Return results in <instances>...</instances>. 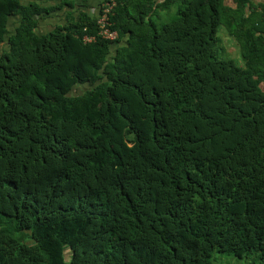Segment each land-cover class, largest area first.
<instances>
[{
    "label": "trees",
    "instance_id": "obj_1",
    "mask_svg": "<svg viewBox=\"0 0 264 264\" xmlns=\"http://www.w3.org/2000/svg\"><path fill=\"white\" fill-rule=\"evenodd\" d=\"M235 3L0 0V264H264V8Z\"/></svg>",
    "mask_w": 264,
    "mask_h": 264
},
{
    "label": "rangeland",
    "instance_id": "obj_2",
    "mask_svg": "<svg viewBox=\"0 0 264 264\" xmlns=\"http://www.w3.org/2000/svg\"><path fill=\"white\" fill-rule=\"evenodd\" d=\"M25 1V0H24ZM14 19V18H13ZM15 19L11 21L9 27L14 24ZM217 56L221 59H233L238 65L245 66V59H243V49L241 43L230 33L224 25H219L217 29ZM216 260L215 264H246L244 260H238L232 254L214 253Z\"/></svg>",
    "mask_w": 264,
    "mask_h": 264
},
{
    "label": "built area",
    "instance_id": "obj_3",
    "mask_svg": "<svg viewBox=\"0 0 264 264\" xmlns=\"http://www.w3.org/2000/svg\"><path fill=\"white\" fill-rule=\"evenodd\" d=\"M114 5V2L112 1L111 3L109 1L103 3V8L101 9L97 19H96V24H97V33L98 35L106 40H115L117 39V32L116 30L111 29V23L109 21V14L111 13V9ZM264 12V9H263ZM83 40L85 42H91L95 40L94 36L92 35H85L83 37Z\"/></svg>",
    "mask_w": 264,
    "mask_h": 264
},
{
    "label": "crops",
    "instance_id": "obj_4",
    "mask_svg": "<svg viewBox=\"0 0 264 264\" xmlns=\"http://www.w3.org/2000/svg\"><path fill=\"white\" fill-rule=\"evenodd\" d=\"M27 1L28 0L25 1L23 0V2H27ZM249 2L252 4L251 5L252 9L253 8L255 9V7L259 9L261 7V11H262V9L264 8V0H249ZM226 5L235 8L236 6L235 0H226ZM90 11L96 13L97 12L96 7L95 6L91 7ZM58 20L59 18H57L56 16L50 15L46 20L40 23L39 25V27L41 28L40 30H47L52 23L57 22ZM60 20H64V19H60Z\"/></svg>",
    "mask_w": 264,
    "mask_h": 264
}]
</instances>
